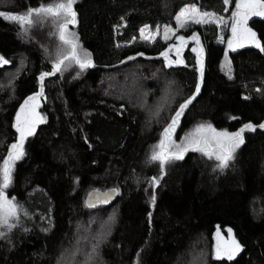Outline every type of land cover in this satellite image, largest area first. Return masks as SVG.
Here are the masks:
<instances>
[{
    "label": "trees",
    "instance_id": "trees-1",
    "mask_svg": "<svg viewBox=\"0 0 264 264\" xmlns=\"http://www.w3.org/2000/svg\"><path fill=\"white\" fill-rule=\"evenodd\" d=\"M54 1L0 0V11L24 13ZM187 1L217 12L225 7L223 0H76L71 26L94 66L81 70L71 62L43 81L44 122L26 137L6 189L27 215L21 212L11 231L0 230V264H52V251L64 239L77 246L76 264L88 263L96 240L92 264H205L216 229H230L242 251L232 260L210 257L209 264H264V129L258 127L264 123V52L248 43L229 49L227 68L217 24L189 23L179 32L197 33L203 77L189 46L183 63L168 66L161 52L166 40L136 34L143 23L173 19ZM248 25L264 44V17ZM21 29L0 17V57L9 61L0 66V163L18 139L17 106L58 57L52 60L48 50L58 42L51 19ZM109 79L107 89L103 80ZM193 96L179 129L208 117L216 127L251 123L256 130L243 133L227 167L212 171L209 160L189 151L170 161L152 187L158 163L150 160V145ZM103 114L113 130H102ZM111 185L118 192L110 202L89 207L84 201L90 188Z\"/></svg>",
    "mask_w": 264,
    "mask_h": 264
},
{
    "label": "snow or ice",
    "instance_id": "snow-or-ice-1",
    "mask_svg": "<svg viewBox=\"0 0 264 264\" xmlns=\"http://www.w3.org/2000/svg\"><path fill=\"white\" fill-rule=\"evenodd\" d=\"M76 0H57V2L49 3L47 5L40 4L37 7H28L22 14L5 13L0 11V17L6 20L16 22L24 32H27L34 24L40 23L44 20L51 19V22L56 26L55 35L58 36L62 45L66 46L69 51L61 54V57L56 61L53 69L49 72H45L40 76L41 91L38 95L30 96L21 105L20 111L16 116L15 128L19 133V139L17 142L10 145V150L6 154V158L0 163V229H7L11 231L16 227V224L12 221H18L21 212L27 215V212L19 205L15 198H9L6 193V189L9 188L12 182V171L14 164L17 160L21 159L24 155V141L27 136H31L35 132L37 123H42L43 118L35 111L36 101L39 96L43 95V81L50 75H55L56 72L62 71V65H65V61H70L79 66L81 70L89 67H93L90 55L85 53L81 57L77 51L78 43L75 36L68 38L69 25H75L77 23V14L74 10V4ZM226 6L231 4V0H223ZM252 17H264V0H236L234 5V11L231 12V23L226 21L222 16L217 17L214 13L201 12L196 4L188 5L182 8L176 15L175 20L179 28L186 27L189 23L196 24H208L214 23L217 25L230 26L231 38L228 40V48L234 49V43L236 46L242 47L244 43L253 44L260 51L264 52V45H262L257 38V34L248 27V21ZM147 26L145 29H141V36L144 39H151L152 36L159 34L160 28L157 27L155 32H148L146 35ZM175 29L169 26H164L163 36L164 39H169V34L175 35ZM181 44L172 45L168 51H172L173 48L176 51L178 57L181 53V45L186 44L187 41L183 36L176 37ZM193 40L199 44V37L193 36ZM223 39V38H222ZM196 51V49H193ZM203 52L202 47L200 53ZM199 54V53H198ZM165 59L168 61V66L176 63H183L182 57L177 60H171L168 56V52L163 53ZM131 59V58H130ZM225 59L227 60V53H225ZM9 61L0 57V66L8 64ZM201 79L203 77V60H200ZM230 68L229 64L225 65ZM196 93H199V86L196 88ZM195 96L187 99L184 103L180 104L175 114L170 118V122L166 125L162 133V139L159 144L155 146L150 160L159 162L161 172L163 173L164 165L172 160H182L189 151L200 152L208 158H214L219 163L218 168H225L228 166L230 160L233 159V154L237 148L244 143L243 133L247 131H255V125L248 123L235 133H229L227 131H217L211 124H200L192 132L187 133L181 142L177 143L173 137L176 129L179 127L180 118L183 115L185 109L191 104ZM159 114L157 111L156 115ZM264 129V123L258 126ZM162 178V176L160 177ZM152 187L159 185V179L152 177L150 180ZM112 192H116L115 189ZM112 193H99L94 192L90 194L88 206L95 207L97 203H107L111 199ZM152 203H155V196L152 197ZM231 233V230H228ZM5 235L4 231H0V238ZM219 237V232H217ZM98 246V245H97ZM96 251V246L93 247V253ZM242 251V247L238 241L234 238L230 243H226L223 247L220 242H217L215 249V256L217 259L227 257L228 260H232L237 253Z\"/></svg>",
    "mask_w": 264,
    "mask_h": 264
},
{
    "label": "rangeland",
    "instance_id": "rangeland-1",
    "mask_svg": "<svg viewBox=\"0 0 264 264\" xmlns=\"http://www.w3.org/2000/svg\"><path fill=\"white\" fill-rule=\"evenodd\" d=\"M56 2V1H54ZM235 2L236 0L234 1L233 5H229L227 6V10L226 9V6L224 7V10L222 12H217L213 9H206V8H203L200 6L199 2L198 1H187V2H183L177 9V11L174 13L173 15V19L169 20V21H162L161 23H157V24H149V23H143L139 26L138 28V32L136 34L137 37H142L141 36V32L140 30L141 29H145L146 26H147V31H146V35L148 34V32H155L156 31V28L159 27L160 28V32L159 34L157 35H154L152 36L151 39H154L156 37H161L164 39V36H163V28L164 26H169L171 27L172 29H175V35H172L171 33L169 34V39H165L166 40V45L165 47L162 49V53H165V52H168V56L171 60H177V59H180L181 58V54H182V51L184 50V48L186 46H189L191 48V50L193 51V49H196V51H193V54H195V60H196V66L198 69H200V60L203 56V52L200 53V48L202 47L203 49V46L201 45L200 41H199V44H197V42L195 40L192 39L193 36H198L197 33H193V32H190L188 34H184L182 32H179V27L177 25V22L175 20V17L176 15L179 13V11L188 6V5H191V4H196L197 7L200 9L201 12H208V13H214L217 17H220L222 16L226 21L229 22V25L231 23V20H230V16H231V12L234 11V5H235ZM53 3V2H52ZM17 14H22V13H17ZM218 27V37H221L223 38V40L225 41V49H224V58L222 60V65L225 66L226 64H228L227 60H228V55H227V60L225 59V53L228 52L229 48H228V40L231 38V30H230V26H226V25H217ZM248 27L250 29H252L249 25ZM23 31V29H21ZM31 30V29H30ZM30 30H28L27 32H29ZM57 30V29H56ZM252 31H254L252 29ZM24 32V31H23ZM26 33V32H25ZM68 38H72V36H75L77 37L76 33H75V30L73 29V27L71 25H69V29H68ZM135 36V37H136ZM178 36H183L185 38V40L187 41L186 44H182L181 45V53H180V57L177 56L176 54V51L175 49L173 48L172 51H168L169 48L174 45V44H181L180 41H178L176 39V37ZM57 39H58V42H59V38L57 36ZM77 40V43H78V53L81 57L84 56L85 53H87L82 45L80 44V42L78 41V39L76 38ZM55 42V46H51L50 48H48L49 52H53L54 53V56L52 58V60H54L56 58V56H58L56 58L55 61H57L60 57H61V54L64 53L66 54L69 49L62 45L61 42ZM247 43V42H245ZM250 44V43H248ZM264 45V44H262ZM234 47H236L235 43H234ZM199 53V54H198ZM23 58V57H22ZM163 58H164V61L165 63L168 64V61L165 59L164 55H163ZM25 59V57H24ZM7 60V59H6ZM54 62V61H52ZM56 63V62H55ZM53 63L52 64V67H50L49 71L53 69V65L55 64ZM69 63H71L70 61H65V68L69 67ZM226 67V66H225ZM228 68V67H227ZM104 81L103 80V86H105L107 89H110V86H109V81L111 82L112 80L109 79L108 80V84L105 85L104 84ZM41 85V82L38 84L37 88L34 90V91H37L39 86ZM101 85V87H103ZM103 87V88H105ZM109 87V88H108ZM105 88V89H106ZM33 91V92H34ZM114 92L116 94H118L119 96H121L123 99H125L127 102H133L136 100V97L135 96H127L123 91L121 90H114ZM31 93V92H30ZM29 94V93H28ZM27 96V95H26ZM43 96V95H42ZM42 96H39L38 97V100L36 101V104L38 105L35 109V111L39 114V116L41 118H43V120L45 119V113L44 111L42 110ZM140 97V96H138ZM24 103V100L22 99V101L19 103V108L21 107V105H23ZM106 114H103L101 117H100V121H101V126H102V130L106 131L109 130H113L115 128V124H113L114 122L113 121H110V119H107V118H104ZM15 121H16V117L13 119V125L15 126ZM167 124V123H166ZM200 124H211L213 128H215L217 131H227L229 133H235L237 132L239 129H236V130H228L226 128H223V127H216L212 124V122L210 121V119L208 117H199L197 119H195L190 125L184 127V128H180L179 127L176 129V132L174 134V137L173 139L179 143L181 142V140L183 139V137L187 134V133H190L192 132L198 125ZM166 127V126H165ZM164 127V128H165ZM16 130V128H15ZM164 130V129H163ZM163 130L160 131L159 135L157 136V138L152 142V144L150 145V149H149V156H151L154 148L156 145L159 144L160 140L163 138L162 137V133H163ZM16 134H17V138L19 139V133L16 131ZM18 139H16V141H18ZM200 155V158L202 159L203 162H205V159L209 160L211 165H210V170H214V169H220L217 167V164L219 163L217 160H215L214 158H208L207 156L203 155L202 153H198ZM6 158V157H5ZM4 159V158H3ZM3 161V160H2ZM153 162V161H152ZM170 162V161H169ZM168 163H166L164 165V169H163V172H165L167 166H168ZM158 163L157 166L155 165V168L157 169L156 173L154 174H151V177H150V180L152 177H157L159 179V181L163 178L162 175H164L162 172H161V168H160V164L159 162H156ZM160 176H162V178H160ZM154 193H155V190H154ZM10 198V197H9ZM151 202H152V199H151ZM104 225V224H103ZM84 226V225H83ZM82 226V227H83ZM100 228H105L104 226L100 225ZM1 230V229H0ZM217 232H219V237L217 236ZM234 238V236L232 235V233H229V231H221L219 229H216L214 230L213 232V235H212V239L210 241V247H209V251H210V255H209V258L206 259V261L204 262L205 264H209V259L211 258H216L215 256V249H216V245H217V242L219 241L221 246L223 247L226 243H230L231 240ZM235 239V238H234ZM236 240V239H235ZM72 241L73 239H70V240H63V241H59L57 244H60L56 246V248L54 249V251H52V254H53V258H54V263L52 264H76L74 258L75 256L78 254L77 253V246L76 244L74 246H71L72 244ZM237 241V240H236ZM96 241L93 242V244H91V248L90 250H88V255H87V258H88V263L87 264H92L94 261H93V257L96 253H93V247L96 246ZM211 257V258H210ZM173 263H175V260L173 261ZM78 264H85V263H78Z\"/></svg>",
    "mask_w": 264,
    "mask_h": 264
},
{
    "label": "water",
    "instance_id": "water-1",
    "mask_svg": "<svg viewBox=\"0 0 264 264\" xmlns=\"http://www.w3.org/2000/svg\"><path fill=\"white\" fill-rule=\"evenodd\" d=\"M50 71H51V70H50ZM44 73H45V72H44ZM40 91H41V85L39 86V88H38L37 91H34V92L28 94L27 96H25V99H27V98L30 97V96L38 95V94L40 93ZM113 189H115L116 192L113 193V192H112ZM94 192H99V193H106V192H107V193H112V195H111V199L108 201V202H110V201L114 198V196L117 194L118 189H117V187L114 186V185L108 186V187H106V188H96V187L90 188V189L87 191V193L85 194V201H86L87 203H88V201H89L90 194H92V193H94ZM108 202H107V203H108Z\"/></svg>",
    "mask_w": 264,
    "mask_h": 264
},
{
    "label": "flooded vegetation",
    "instance_id": "flooded-vegetation-1",
    "mask_svg": "<svg viewBox=\"0 0 264 264\" xmlns=\"http://www.w3.org/2000/svg\"><path fill=\"white\" fill-rule=\"evenodd\" d=\"M39 80H40V77H38V84H39ZM38 84H37V86H38ZM37 86H36V88H37ZM36 88H34L32 91H30L31 93L36 89ZM30 92H29V94H30ZM28 95V94H27ZM25 100H27V99H25V96H24V101ZM24 104V103H23ZM19 111H20V108H19V105L17 106V110H16V112H15V117L17 116V114L19 113ZM15 123H16V121H15ZM87 193V192H86ZM84 201H85V197H84ZM86 202V201H85ZM87 203V202H86ZM88 204V203H87Z\"/></svg>",
    "mask_w": 264,
    "mask_h": 264
}]
</instances>
